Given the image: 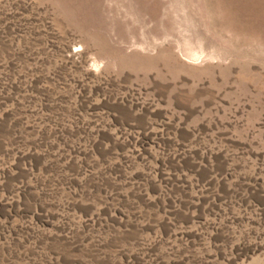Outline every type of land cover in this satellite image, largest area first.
I'll list each match as a JSON object with an SVG mask.
<instances>
[{"label": "rangeland", "instance_id": "1", "mask_svg": "<svg viewBox=\"0 0 264 264\" xmlns=\"http://www.w3.org/2000/svg\"><path fill=\"white\" fill-rule=\"evenodd\" d=\"M0 264H264V0H0Z\"/></svg>", "mask_w": 264, "mask_h": 264}]
</instances>
